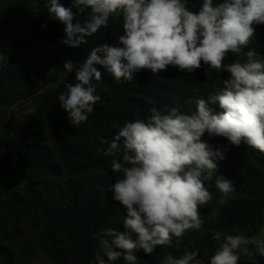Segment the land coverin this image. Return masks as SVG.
<instances>
[{
  "label": "trees",
  "instance_id": "1",
  "mask_svg": "<svg viewBox=\"0 0 264 264\" xmlns=\"http://www.w3.org/2000/svg\"><path fill=\"white\" fill-rule=\"evenodd\" d=\"M59 2L72 8L73 23L88 19L90 9L80 12L72 0ZM201 2L188 0V6L195 11ZM120 24L119 17L110 18L107 28L73 48L62 43L65 25L49 18L47 0H0V113L23 103L33 106L32 112L12 115L0 125V264H94L99 249L95 234L108 227L126 231L125 209L111 191L122 174L111 170V158L102 155L106 145L98 138L110 141L126 121L146 118L152 107H176L194 115L195 99L208 101L213 85L219 87L229 77L207 66L194 73L169 67L158 76L140 71L132 82L117 84L97 65L103 76L93 84L101 100L87 122L74 127L58 101L65 84L76 82L75 72L63 69L64 62L79 64L92 47L116 45L123 34ZM250 49L264 59V25L256 26L255 39L240 58ZM235 59L230 53L225 63ZM209 107L222 111L218 102ZM202 140L214 150L227 149L226 159L216 160L212 179L204 181L213 199L200 209L203 228L187 232L179 249L175 241L151 254L137 249L136 264H162L166 255L179 257L185 250H199L207 264L218 247L211 231L257 236L264 226V154L207 133ZM218 177L233 186L226 198L215 187ZM248 249L240 264H264L254 246ZM111 264L129 262L121 257Z\"/></svg>",
  "mask_w": 264,
  "mask_h": 264
},
{
  "label": "clouds",
  "instance_id": "2",
  "mask_svg": "<svg viewBox=\"0 0 264 264\" xmlns=\"http://www.w3.org/2000/svg\"><path fill=\"white\" fill-rule=\"evenodd\" d=\"M72 5L80 12L90 9L88 19L73 23L71 7L47 0L49 18L65 25L62 43L69 47L86 44L87 37L109 26L110 18L119 17L123 31L116 45L92 47L79 64L64 62L63 69L75 72L76 82L65 84L58 101L74 127L87 122L101 100L93 84L103 76L97 65L117 84L132 82L140 71L158 76L169 67L194 73L207 66L229 74L221 86L213 85L208 101L195 99L194 115L176 107H152L146 118L126 121L110 141L98 138L106 145L102 155L111 158V170L122 174L111 191L125 209L126 231L108 227L95 234L99 249L94 264H111L121 257L136 264L137 249L151 254L157 246L171 248L174 241L179 249L187 232L203 228L200 209L213 199L204 181L212 179L216 160L226 159L227 151L204 142L205 133L264 154V59L255 49L240 58L255 39L256 26L264 25V0H202L195 11L188 0H72ZM230 53L237 59L225 63ZM209 102H218L222 111L214 113ZM215 187L225 198L234 191L223 177L215 180ZM210 234L218 247L207 264H240L249 245L264 257V231L258 236ZM199 257V250H185L179 257L166 255L162 264H205Z\"/></svg>",
  "mask_w": 264,
  "mask_h": 264
},
{
  "label": "rangeland",
  "instance_id": "3",
  "mask_svg": "<svg viewBox=\"0 0 264 264\" xmlns=\"http://www.w3.org/2000/svg\"><path fill=\"white\" fill-rule=\"evenodd\" d=\"M260 58H262V56H260ZM32 111H33L32 103H23V104L16 106L14 108H11L8 110H3L0 113V125L2 124V121L4 122L6 120H9L12 115H15L16 117H20V116L25 115V114L32 112ZM262 231H264V226L262 227V229L258 235H260L262 233Z\"/></svg>",
  "mask_w": 264,
  "mask_h": 264
}]
</instances>
